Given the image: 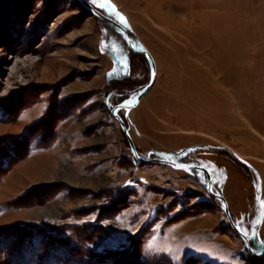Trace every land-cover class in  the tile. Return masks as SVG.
Instances as JSON below:
<instances>
[{"label":"rangeland","instance_id":"1","mask_svg":"<svg viewBox=\"0 0 264 264\" xmlns=\"http://www.w3.org/2000/svg\"><path fill=\"white\" fill-rule=\"evenodd\" d=\"M86 1L155 62L119 112L139 156L209 169L258 250L264 0ZM149 70L78 0H0V264H264L203 172L133 157L111 108Z\"/></svg>","mask_w":264,"mask_h":264},{"label":"water","instance_id":"2","mask_svg":"<svg viewBox=\"0 0 264 264\" xmlns=\"http://www.w3.org/2000/svg\"><path fill=\"white\" fill-rule=\"evenodd\" d=\"M87 10L90 14L108 22L109 24L113 25L123 36V40L126 43V45L133 50L136 53H142L146 56V58L148 59L149 63H150V70H149V80L148 83L146 84V86L140 90L135 96H133L132 98L128 99L127 101H122L116 105H114L111 108V115L112 117H114L119 125L120 128L123 132V134L126 136L129 146H130V150L131 153L133 155V157L140 161V162H151V161H157V162H163V163H168L170 165L179 167V168H184V169H196L199 170L201 172L204 173V177L202 180V184L205 188V190L207 191L208 194H210L212 197H214L217 201L220 202L221 208L223 210V213L226 216V219L229 223V225L231 226V228L233 229V231L235 233L238 234V236L243 240V242L245 243V246L247 248V250L254 256H259L264 254V243H260L259 245H256V248L258 250H254L251 246H250V240L249 237L247 235H245L241 229L235 225V223L233 222L232 216L229 212V208H228V203L225 199V197L219 193L216 192L215 189L213 188L212 185V174L210 172L209 169H207L204 166H199L196 164H187V163H178V162H174L172 160H169L167 158H163V159H158V158H143L141 156H139V154L137 153L135 146L133 144L131 135L128 132V127L126 126L123 118L120 116L119 112L122 111L123 114H125L124 111H128L131 109H135L138 104L140 99L145 95V93L151 88V86L153 85L154 81H155V77H156V66H155V62L153 60V57L151 56V54L149 53V51L143 46L142 43L138 44V47H135L130 38L129 35L127 33V30L117 21L113 20L112 18L103 15L101 12H99L97 9H95L93 6H91L86 0H78ZM105 104V101L103 102ZM106 107V105H105ZM232 155L238 157V155L231 151Z\"/></svg>","mask_w":264,"mask_h":264},{"label":"crops","instance_id":"3","mask_svg":"<svg viewBox=\"0 0 264 264\" xmlns=\"http://www.w3.org/2000/svg\"><path fill=\"white\" fill-rule=\"evenodd\" d=\"M204 222L202 223V222H199V223H201V224H199V225H203V227L204 226H208V224L207 223H210V221H211V219L210 220H208V218L207 219H204L203 220ZM166 254V256H168V257H170V258H172L174 261H176V258L178 259V254L176 253V254H171L170 252H168L167 251V253H165ZM189 255H195V253H191V254H189ZM198 255V254H197ZM219 260V259H218ZM224 261V260H223ZM225 262V261H224ZM221 264H225V263H221Z\"/></svg>","mask_w":264,"mask_h":264},{"label":"bare ground","instance_id":"4","mask_svg":"<svg viewBox=\"0 0 264 264\" xmlns=\"http://www.w3.org/2000/svg\"><path fill=\"white\" fill-rule=\"evenodd\" d=\"M144 4H145V2H144ZM102 109H103V110L106 109L104 103H103V105H102ZM124 112H125L126 116H128L129 120L132 121V114H133L132 111H131V110H128V111H124Z\"/></svg>","mask_w":264,"mask_h":264},{"label":"snow or ice","instance_id":"5","mask_svg":"<svg viewBox=\"0 0 264 264\" xmlns=\"http://www.w3.org/2000/svg\"><path fill=\"white\" fill-rule=\"evenodd\" d=\"M92 2L95 3V0H92ZM120 20H121V23H124L125 26H127L126 25V20H125V18L123 16L120 17Z\"/></svg>","mask_w":264,"mask_h":264},{"label":"trees","instance_id":"6","mask_svg":"<svg viewBox=\"0 0 264 264\" xmlns=\"http://www.w3.org/2000/svg\"><path fill=\"white\" fill-rule=\"evenodd\" d=\"M258 257V256H257Z\"/></svg>","mask_w":264,"mask_h":264}]
</instances>
